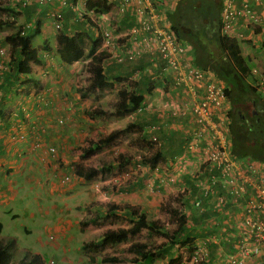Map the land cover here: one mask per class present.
<instances>
[{"label": "crops", "instance_id": "crops-1", "mask_svg": "<svg viewBox=\"0 0 264 264\" xmlns=\"http://www.w3.org/2000/svg\"><path fill=\"white\" fill-rule=\"evenodd\" d=\"M20 1H26L27 3L25 4V6L28 5L29 6L27 8L24 7L25 10H22V12L18 14V16L20 17L19 20L25 22V24H28V22H32L33 20H39L40 29H41L40 32L49 30V26H50V29L51 30L53 29L52 31L53 33H55V42L53 44L56 46H57L56 33L58 32L57 31L58 28L55 27L53 20L50 18V14H49L50 10L54 11L56 9L59 10L63 9L61 29H63L64 32H66L67 34L72 33L76 30H85L90 33L92 38H95L97 36L102 37V34L100 33V29L98 31L94 26V24L88 25L84 20H82V18L78 13L77 14L75 13L77 12L76 7L73 4L75 0H69L70 2H68L66 5L60 4L57 0H55L53 6L47 3H39L37 2L38 0H20ZM155 1H156L155 3H158L157 4L158 6L159 5L161 6V12L164 13L162 16H160L159 14V16L157 17V21H158L157 23L160 24L166 21H168L169 23V20L166 16V12L167 10L171 9L174 6L176 0H155ZM232 2L234 4L240 5L241 0H232ZM250 3L252 10L255 11V13L259 16V18L257 23L249 24V26L246 28L244 24L245 19L243 17H238V19L236 20V26L244 29L245 37L243 39H238L237 36L222 35L220 30L219 33L222 36L232 37L237 40L239 49L242 55L244 56V59L245 58L250 60L252 59L253 63L255 61L256 63L264 64V0H260V3L258 4L255 3L254 0H250ZM220 7H219V11H220ZM111 11H113L112 12L113 18L111 23L112 26H114L112 30L113 32H115L116 36L122 33L123 35H127L130 37L133 27H136V29L139 28L140 26L139 17L135 13V9L133 7H128L127 9L121 12L119 10H116V8L112 6ZM110 44H112L111 40H107L104 39V37H102L100 45L97 48V50L108 51ZM257 45L260 46V48L257 49ZM40 48H44L43 52L39 51V54L42 57L41 62L45 63V65L50 64L51 66L52 62H49L50 59L48 58L45 59L43 54L45 53V51H47V53L51 56L53 50L50 49L49 47L46 48L44 46H41ZM118 50H119L118 48H114L113 51H118ZM257 54L260 55L258 56ZM188 55L190 56V58H194L192 49H188ZM41 62L40 64H42ZM78 62L79 60H75L71 63H65L58 59V62L56 64L53 61V63L56 65V69H54L53 73H57L55 75L57 78H55L54 80L51 79L53 76H49L50 77L49 79L47 78V76H43L44 73L43 70L40 69V66L38 68L37 66L35 67L32 66L34 76L38 79L37 84H34L32 81L26 84H22L19 87L17 86L16 89L15 87L13 88L11 87L13 91L12 92L10 91V93L6 92V94L3 93L2 88H0V105H2L0 106V203L4 205L11 202L14 198H17V193L20 190L29 193H34V199L38 200V197L41 196L42 194H40V191L37 190L36 187L40 184L41 186L44 185V182H46V185H49L51 182V187H52L51 189L55 191V192L53 191L54 192L53 194L55 196V199L53 200L54 201L53 206L55 207L56 212L61 211L62 213L58 218V220H56L57 223L54 224V228L59 232V236L57 237L59 240H55L54 242H52L51 246L49 247H45L43 244L38 243V246L41 249L48 248L49 250L51 249L53 251H57L58 254H61L60 261H57L58 259L54 257V255H51L49 256V258L44 259L43 258L44 256L39 250L37 251L27 250V248L25 249L22 246V249L24 248L28 252H32L41 256L43 258V264H59V263L80 264L82 260L81 256H86V253L80 251L82 253L80 257H77L76 259H72L70 257V256H77L70 254H71V249L73 248L71 242H73V240L76 239L78 233H81V235L82 233H84V235H86L83 238L85 240L83 242L92 240L90 243L95 244L94 241H97L100 238L101 233L107 227L112 226L110 224L106 226V228L101 233L98 232L96 233V231H98L99 229L98 227H95L96 224H94L93 231H91L93 225L88 224L89 225L88 227H84L82 224L83 222H87V221H89L91 224L98 219L97 218L98 216L99 217L103 216L105 214L106 208L105 209L101 208V212H100L101 206L99 203L101 201H99V199H104L105 197L107 198L113 193H111L107 189V194L105 193L106 190L104 194L96 193V192L95 193L91 192L88 194L86 193L87 190L86 188L78 185L77 181L78 182L85 181L84 178L79 176L77 179L74 180L73 183L66 186L64 185L65 182L63 183L61 181L65 170H68L69 168L67 164H69L71 161V159H69L70 151L76 145V140H78V136L80 135L79 127L81 125L80 122H78V120L81 119V115H82L81 112L84 110L79 102L78 104L72 106L74 102L76 103V100L72 101L68 96L62 97L63 95H65V93L69 94L71 92L70 90L72 88L74 81L78 79L77 71L80 69L79 65L77 64ZM151 64L152 62L149 61L148 56L146 54H144L143 57L141 55V57H139L135 61L132 62L124 61L122 63L118 62L114 57H110L108 59V63L107 66L105 67V70H107L109 76H113V77L116 75L128 76L131 73V71H133L134 67H136L137 69L145 65V69H146L147 65H151ZM35 70L37 71L34 72ZM45 71H49V69L46 68ZM0 76H1L0 77V85H1L5 83L4 80L5 78L1 73ZM44 77L45 80H43ZM113 77H111L110 79H112ZM132 77H134V74H132ZM25 79H27V76L23 75V78H21L20 80L24 81ZM140 79H144V78L141 77ZM48 85H51L50 86L51 88L47 87ZM35 86L37 88L40 86L44 89L41 90V92H38L36 95L34 94ZM176 89L177 90L173 91L174 95L171 96L168 94L169 90L167 89V87L161 89L159 85L154 86L153 87V92H155L154 95L145 92L143 88V90H141V93L144 96L143 101H146V99H150L152 103L150 101L149 103L148 101H146L148 103V105L146 104L148 108H145L142 111L130 112L131 114L134 113L136 114L134 121H136L138 125L140 124L143 126L145 125L146 126V127L144 126L145 129L146 128L149 129L152 128L151 125L154 120L152 118H156V121L158 122V127L155 124L156 130L154 131V129L152 128L154 133L156 132L157 135L159 134L160 136H162V134L163 135L165 134L166 137H169L168 136L169 132L165 130L171 129L172 127L176 129L172 131L175 138L176 136L180 135L183 140L184 138L183 134L185 130L191 127L190 115L187 116L176 115V117L163 116L160 113V110H158L161 108V107L158 108L159 105H165V104H169L170 102H174L173 97L177 99V101L175 102L178 104L184 98H187L189 100L192 99V95L189 92V90H186L184 87H177ZM38 94H41V98L39 97ZM72 95L74 99L78 98L79 96L81 98L85 97L82 96L81 92L79 93L73 92ZM90 97L92 100L93 96L90 95ZM153 104L156 106L155 108L153 107L154 106ZM19 109L22 110L19 112L18 111ZM21 113L22 114L25 113L29 115L27 119V123H22L20 121L22 118L19 117V114ZM59 115H63V117H66V124L64 128H59L61 124L59 121H57ZM74 119H76L77 121H73ZM160 119L166 120L164 122L165 123L164 125ZM91 120L93 121L92 118ZM38 124L41 125V128L46 127V129L47 128L49 129L47 131V133L49 134L47 136L48 143H54V142H50L51 140H53L56 141V143L60 144L56 156H52L55 158V161L48 159L49 158L48 153L44 148L35 152L40 156H42V159H39L37 156L31 155L28 151L26 154L25 153L22 154L21 150L24 146H26V143H21V142L16 143V140L11 139V136H13L15 132H18L20 128H22L25 131H30L33 130L34 126ZM86 132L87 130L84 131V133ZM169 141L170 140L168 139L166 143H168ZM178 143H179V139L176 140L175 143L176 147L174 146L176 149ZM27 145L29 146L28 148L31 150L30 145L29 144ZM181 150L182 147L180 151ZM164 163H165L164 165H167L169 163V160H166ZM191 163H194L195 165L198 164V160L196 159V157L183 159V161L177 163L176 166L170 165V169L168 173L172 172L171 175L173 174V177L169 181V183L173 182L172 187L169 186L170 190L176 188H182L179 186L181 180L185 187L184 188L185 190L182 191L183 193L178 192L185 201L183 207L180 209V212L178 211L179 213L182 214L184 223L182 225L183 226L182 231L176 234L172 238V242H169L164 237L162 238L166 244L159 247L158 249L159 255L155 256L156 259H159V264H164L165 261L167 260V257L172 256V254L174 253L172 247L173 243L177 245L181 243L183 244V246L190 244L192 246L195 244H199L200 240L205 239L207 241V246L205 249V256H202V259L199 262L201 264H221L220 256L225 252V250H230L231 248H233L232 244L226 242V237H220L221 232L219 230H221L222 227H219L218 230L217 226L215 225L218 220H221L220 218L224 212H221L217 209H209V208H207L203 212H199L192 204H190L193 197L199 193V185L192 180V177L190 175ZM57 164H61L62 168L57 167ZM138 164L140 165V163ZM140 166L144 167V165L142 164ZM153 169H154L155 186H159L156 188V191H159V193H161L160 190L162 189L160 188V185H161L162 177L165 178L166 173L162 174L160 169L156 170L157 167H154ZM7 171L9 172V174L7 173L6 175ZM57 177L60 186H62L61 189L58 188V182H56ZM139 178L140 176L138 175V177H136L135 179H137L138 182L141 183V180H139ZM166 179L168 181V178ZM6 182H8L9 185H5L4 183ZM117 184H120V182H118ZM118 188L119 187H117V189ZM130 188L131 187H129V191L131 190ZM16 189L17 192H15ZM142 193L143 194L140 197L124 196L127 198H124L121 201L120 197H123V194L121 192H117L114 194L116 200H109L108 202H116L121 205H124L126 203L137 204V205L139 204L142 210H145L148 213L152 212L155 218L156 212L158 210L157 201L155 203L154 200L152 201L149 198H147L148 195L147 193L149 192H142ZM45 195H47V193ZM174 195H177L176 192H174ZM57 200L62 201L63 203L62 207L56 205ZM151 204L154 205V207L152 206V208H149V205ZM106 206L107 203L105 204V207ZM79 211H81L84 214H81V216L78 218L77 221L78 225H75V223L72 222V218L77 217L76 213H78ZM102 211H104V213ZM117 212L118 214H121V216L113 217V218L111 217L110 218L111 221H114V219L116 220L122 219V217L124 216L123 211H117ZM113 226H120V225H113ZM121 226H127V224L122 223ZM175 226H176V222L170 220V225H169L170 230L167 228L169 230V234L175 228ZM76 227L77 229H79V232H75ZM2 228H3V224H2ZM24 229L30 230V228H27L25 226ZM89 231L92 232L93 234L92 235L87 234V232ZM74 233H76V235H72ZM1 237L3 238L2 240H8V239L10 240V238L13 237L10 240L13 243L15 241V238H17L16 236H10L8 239L7 238L4 239V236ZM184 240L185 242L182 243V241ZM123 243L124 241L117 243H107L114 247L111 250V252L107 253V255L133 256L132 252H126L127 253L126 254L124 249L121 248ZM79 245L80 247H83V249H86V246H83L82 242ZM126 246L127 245H125V250H127ZM73 251H75L74 248ZM88 252H90V250H88ZM23 253L24 252L20 253V255L18 257L16 256L15 259H14L15 256H13L12 254L15 262L18 260L20 256L23 255ZM94 253L95 256H100L98 255L99 250L94 251ZM117 259H118V263L119 262L122 263L121 261H119L120 260L119 258ZM244 261L250 264H264V258L262 256H252L250 258H244Z\"/></svg>", "mask_w": 264, "mask_h": 264}, {"label": "trees", "instance_id": "trees-1", "mask_svg": "<svg viewBox=\"0 0 264 264\" xmlns=\"http://www.w3.org/2000/svg\"><path fill=\"white\" fill-rule=\"evenodd\" d=\"M11 1L13 4L5 8L10 11V16L9 18L0 16V28L3 26H14L16 24V16L22 10H25L24 7L27 8L29 6H25L26 1ZM220 2L221 0H176L174 6L167 10L166 16L175 35L179 39L190 42L194 55V64L201 68L210 69L224 82V92L230 103L227 115L229 118L230 149L232 153L242 158L255 157L264 160V97L259 96L246 80L248 67L245 65V59L239 49L237 40L232 37L222 36L219 33ZM54 3L55 0L52 3L47 2L51 6ZM112 6L113 3L110 0H87V7L97 11V14L109 13ZM62 10H50V12L60 13L61 16V26L56 33V57L65 63H71L75 60L89 57L88 67L91 74L88 86L80 91L82 96H85L89 90L102 92L106 89H111L114 87V82L116 81L125 83V86L116 89L114 103L115 113L117 115H126L137 110L143 102L144 96L141 93L143 88L145 92L151 93L154 86L165 85L162 80L153 78L155 71H151L152 64L147 65L146 69L145 65L137 69L134 67L128 76H109L105 67L110 57H114L120 63L124 61H135L141 55L143 57L144 54L137 52L135 48L136 41L131 36L117 35L114 39L110 38L112 44H110L108 52L106 50H97L102 39L101 36L92 38L90 33L85 30H76L67 34L61 29ZM80 17L88 25L93 23L86 13L80 15ZM18 21L21 23L2 38L9 45L11 51L8 53L5 47L3 52L0 51V73L5 78V83L0 86L3 88V93L5 94L13 87L16 89L17 86L19 87L22 84L32 81L34 84H37L38 79L34 76L32 64L42 61L39 48L32 44L33 36L41 30L40 21L33 20L32 22H28V24H25V22L19 19ZM42 46L50 48L48 41L45 39ZM114 48H118L119 50L113 51ZM129 51L131 52L129 53ZM129 54H133L134 57H129ZM132 74H134V77H132ZM23 75L27 76V79L24 81L20 80L23 78ZM111 77L113 78L110 79ZM141 77L144 79H140ZM21 110L19 109L18 111L20 112ZM91 112L97 115L106 113L105 109L100 105L95 107ZM28 116L25 113L19 114V117L22 118L20 121L27 123ZM152 119L154 120L151 127L155 131L156 126L158 127V122L156 118ZM38 125L34 126L33 130L29 129L30 131H25L20 128L18 132L13 134V137H16L17 140L26 138L33 152H36L34 143L37 142L41 143L39 147L44 146L45 149V146L49 144L47 142V136L49 135L47 131L49 129H46V127L41 128V125ZM144 126L141 124L138 125L136 121H133L128 122L124 127L112 129L103 137L97 139L88 137L87 143L81 146L79 157H88L96 151H100L106 145H109L111 142L113 143L116 137L127 135L134 128L138 129V140H146L148 137L153 138L157 135L156 132H153L152 128L145 129ZM150 129L151 136H148L149 132L147 130ZM168 130L171 129H166L165 131ZM168 132L169 137H166L165 134H162V136L159 135L161 141L157 139L160 143L152 154L141 155L142 163L150 166L151 169L157 163L164 162L181 152L180 149L183 145L184 138L182 140L180 135L175 138L173 132ZM20 134L23 137H20ZM157 136L156 138H158ZM167 138L170 140L168 143H166L168 141ZM178 139L179 143L176 149L175 143ZM47 153L49 156L48 159L55 161V158L52 157L53 155L49 152ZM131 159V153L120 152L111 161L102 162L99 165L85 166V164L78 162L75 164L74 172L77 176L88 181L96 177H104L107 173L113 171L119 173L127 170ZM136 182L138 180L133 181L129 177L122 180L120 184L113 183L112 185L114 187L126 188L134 186ZM105 208L106 216L118 217L121 214H118L117 211H123V218H128L129 224L127 226H109L101 233L100 238L94 241L95 244L90 243L91 240L82 242L83 246H87L90 243V245L95 246L97 249L102 244L126 241L138 235L143 229H146L147 234L156 233L162 237L164 236L169 242H172V238L183 229V216L181 213H175V209L171 210V214L168 211L169 216L176 215V226L169 234V230L165 228L164 224L157 218L149 217L148 213L142 210L139 204L126 203L121 205L116 202H107ZM1 230L2 223L0 221V234ZM2 239L0 237V264H43V258L41 256L28 251H24L23 255L18 260L16 259L17 261L15 262L12 251L8 246L11 241L9 239ZM184 242L185 240L182 241V243ZM164 244L166 243L163 240L155 245L148 243L146 240L131 241L127 245V251L133 253L129 264H153L155 256L159 255V247ZM177 246L183 247V244L180 243ZM185 247L186 253H188L191 245L188 244ZM176 256L179 255L175 254L173 257L168 256L164 264H175L177 261ZM117 258V256L107 254L101 256V260L107 264H119Z\"/></svg>", "mask_w": 264, "mask_h": 264}, {"label": "built area", "instance_id": "built-area-1", "mask_svg": "<svg viewBox=\"0 0 264 264\" xmlns=\"http://www.w3.org/2000/svg\"><path fill=\"white\" fill-rule=\"evenodd\" d=\"M54 0H38L39 3H52ZM67 4L69 0H57ZM260 3V0H254ZM113 7L123 11L133 7L139 17V28L133 27L131 38L136 41L137 52L146 54L155 71L153 78L159 79L169 87V95L177 87H184L192 99L184 98L179 104L170 102L159 105L163 116L190 115L191 127L185 130V140L181 153L175 155L171 163L196 157L198 164L191 163L190 175L199 185V193L191 204L203 212L207 208L224 212L216 222L217 229L222 227L221 236L233 245L220 256L221 264H250L244 258L262 256L264 258V160L236 157L230 153L228 135L229 101L224 92V84L214 73L198 67L188 55L186 43L176 37L168 21L158 24L162 16L155 0H110ZM79 15L88 14L92 24L104 39L116 37L112 26V12L97 14L87 7V0L73 2ZM220 32L222 35L237 36L243 39L244 29L236 26L238 17L245 19L246 28L255 24L259 16L251 8L250 0H241L240 5L232 0L220 2ZM59 10V9H56ZM56 28L61 26L60 13L50 12ZM123 35V34H118ZM110 47V45H109ZM4 46L0 51H4ZM131 51H129L130 53ZM117 55V54H116ZM129 57L134 55L129 54ZM121 59V57H120ZM164 80V81H163ZM247 80L254 90L264 97V64L250 66ZM175 100V98L173 97ZM162 123L165 120L160 119ZM60 121H62L60 119ZM23 137L22 134L19 135ZM16 138V137H14ZM155 139V137H153ZM40 142L34 143L35 151L40 150ZM59 143H49L45 150L56 156ZM59 167V164H57ZM69 179L63 175L61 181ZM223 234V236H222ZM207 241L200 240L192 245L187 259L199 263L205 256Z\"/></svg>", "mask_w": 264, "mask_h": 264}, {"label": "rangeland", "instance_id": "rangeland-1", "mask_svg": "<svg viewBox=\"0 0 264 264\" xmlns=\"http://www.w3.org/2000/svg\"><path fill=\"white\" fill-rule=\"evenodd\" d=\"M10 4L12 5L11 0H0V16L1 17L9 18L10 11L5 8H7V6H10ZM75 13L77 14V12ZM15 19H16V24L14 26H3L2 28H0V47L5 46V49L8 51V53L11 52L10 47L5 41L2 40V38L5 34L15 29V26L21 23L20 21H18V19H20L18 15L16 16ZM52 30L50 29V26H49V30L44 31V32L41 31L35 34L32 38L33 46H37L40 49L39 50L40 52H43L44 50V48H40L44 42V39L48 41L50 49L53 50L52 55L50 56L47 53V51H45L43 55L45 59L46 58L50 59L49 62H52L51 66L50 64L45 65V63H42V62H41L42 64L33 63L32 66L34 67L37 66V68L40 66V69L43 70V73H44L43 76H47L48 79L50 78L49 76H53L51 79L54 80L55 78H57L55 76L57 73H53L54 69H56V65L53 63V61L57 64L58 59L56 57V49H55L56 45L53 44L55 42V33H53ZM180 40L186 43V46L188 49H192L190 42L182 40V39ZM258 48H260V46L257 45V49ZM257 55L259 56L260 54H257ZM88 63H89L88 57L79 60V62L77 63L80 67V69L77 71L78 79L74 81L72 88L70 90L71 92L69 94L65 93V95L62 96V97L68 96L72 101L76 100V103L74 102L72 106L75 104H78L79 102L84 109L81 112L82 113L81 119L78 120V122H80V125H81L79 127L80 135L78 136V140H76V145L70 151L69 159H71V161L69 164H67L69 167L68 171L71 174L70 180L66 181L64 185L65 186L69 185L73 183L75 179L78 178V176L74 174V167L76 163L81 162L82 164H85V166L99 165L102 162L111 161L120 152H129L132 154V159L130 161L128 170H125V172L123 171V172L117 173L113 171V172L107 173V175L101 178L96 177L88 181L86 180L80 181V182L77 181L78 185L86 188L87 189L86 193L88 194L91 192L104 194L105 190H106L105 193L107 194V189L108 191L113 193L107 198L105 197L104 199H99V201L102 202V203L101 202L99 203L101 206L100 212H101V208L105 209V204L109 200H116V197H114V194L117 192H121L123 194V197H120L121 201L124 198H127L129 196L140 197L143 194L142 192H149L147 193L148 194L147 198H149L152 201L154 200L155 203L157 201L158 203V210L156 212L155 218L159 219L164 224V226H166V228L169 229L170 220L174 222L176 219V215L169 216V213L171 214V210H174V209H175V213L176 211L180 212V209L183 207V204L185 203V201L180 194H177L178 196L174 195V190L172 189L170 190L169 188V186L172 187L173 182L169 183V181H167L166 179L161 181V184H162L160 186V188L162 189L160 190L161 193H159V191H156V188L159 186H155L154 169L153 168L151 169L150 166L143 164L141 161L142 159L141 155L152 154L156 150V148L159 146V144L154 142V139H152V137H148V139L146 140H142V139L138 140V129L134 128L127 135L116 137L113 143L111 142L109 145H106L100 151H96L95 153H93L92 155L88 157H83V158L79 157V154L81 152V146L87 143L88 137H92L94 139L103 137L106 134H108V132H110L112 129L118 128V127H124L128 122H133L136 116L135 113L134 114L128 113L126 115H117L115 113L114 101L116 99V95H115L116 89L118 87L125 86L124 85L125 83H121L119 81L114 82V87H112L111 89H106L102 92L89 90L88 92L86 91L87 93L85 97L81 98L79 96L76 99L73 98V95H72L73 92L79 93L81 90H83L84 88L88 86L89 78L91 74L89 67H88ZM255 63H256L255 61L253 63L252 59L250 60V59L245 58V65L247 67H250L251 65ZM46 68H48L49 71H45ZM36 71L37 70H35L34 72ZM43 80H45V77L43 78ZM50 86L51 85H48L47 87H50ZM161 88H164V85H162ZM34 89H35L34 94L37 95V93L41 92V90H43L44 88L40 86L37 88L35 86ZM10 91L12 92L13 89H11ZM10 91L8 93H10ZM2 92H4L3 88H2ZM154 93L155 92H153L152 90L151 94L154 95ZM38 95L41 98V94H38ZM90 95L93 96L92 100H91ZM146 101L149 102L150 99H146ZM99 105L105 109L106 113L97 115L96 113L94 114L93 112H91L93 111L95 107ZM153 107L155 108L156 106L154 105ZM58 117L59 118L57 119H59V122L61 123L59 128H64L66 124V117H63V115H59ZM91 118L93 119V121L91 120ZM60 119L62 121H60ZM73 121H77V120L74 119ZM85 130H87L86 133H84ZM173 130H176V129L171 127V130H168V131L172 132ZM147 131L149 132L148 136H151V133H150L151 130H147ZM157 137H158L157 139L161 141V137L159 136V134ZM11 139L16 140V143L18 142L26 143V146H24L21 150L22 154L24 153L26 154L28 151L31 155L37 156L39 159H42V156L31 151L28 148L29 146L27 144H29V141L26 138L25 139L20 138L17 140L13 136H11ZM50 142L56 143V141H53V140H51ZM246 158H249V157H246ZM138 163H140V165L143 164L144 167L140 166ZM59 167L62 168L61 164H59ZM7 173L9 174L8 171L6 172V175ZM138 175L141 178V179L139 178V180H141V183L136 182V184L130 188L131 189L130 191H129V187H126V188L120 187L117 189V187H114L112 185L113 183L117 184L118 182H121V180H124L129 177L132 180H137L135 178L138 177ZM113 178H116V179H113ZM56 182H58V177L56 178ZM4 184L9 185L8 182ZM179 186L184 188V184L182 180L180 181ZM51 188H52L51 182L49 185H46V182H44V185L42 186L41 184L38 185L36 189L40 191V194H42L41 196L38 197V200L34 199V193H29V192L20 190L17 193V198H14L11 202L4 204V205L0 203V221L3 224L0 237L4 236V239L5 238L8 239L10 236L17 237L15 238L14 243L10 242L8 244L10 250L12 251L13 256H15L14 258H16V256L18 257L20 253L24 252V250L27 248V250H36V251L39 250L44 256L43 257L44 259L49 258V256L51 255H54V257L58 259L57 261H60L61 254H58L57 251H53L51 249L49 250L48 248L41 249L38 246V243H39V244H43L45 247H49L51 246L52 242H54L55 240H59L57 238L59 236V232L58 230L54 228V224L57 223L56 220H58V218L60 217L62 213L61 211L56 212L55 207L53 206L54 205L53 200L55 199V196L53 193L55 191ZM58 188L59 189L62 188L59 182H58ZM17 189L15 192H17ZM178 192L183 193L182 191H178ZM46 193L47 195H45ZM124 196H127V197H124ZM62 204H63L62 201L57 200L56 205L62 207ZM152 206L154 207V205L152 204L149 205V208H152ZM81 211L76 213L77 217L72 218V222L75 223V225H78L77 224L78 218L81 216V214H84ZM102 212L104 213V211ZM148 216L154 218V214L152 212L148 213ZM111 217L113 218V216H108V215L106 216L104 214L103 216H100V217L98 216L97 217L98 219L95 222L90 224V222L87 221L83 225L84 227L93 225L91 228V231H93L94 224H96L95 227L99 228L98 231H96V233L97 232L101 233L106 228V226L110 224L112 226L122 225V223H125L127 225L129 224L128 218L126 217L124 218L122 217V219H118V220L114 219V221H111L110 219ZM24 226L27 228H30V230H25ZM75 232H79V229H77V227L75 228ZM87 234L92 235L93 233L89 231L87 232ZM72 235H76V233ZM80 236H83V237H80ZM84 236H86L84 235V233H82V235L81 233H78L76 239L73 240V242H71V245L73 246L75 251H73V248H72L70 255H77V256H70V257L72 259H76L77 257H80V255H82L80 251H83L84 253H86V256H81L82 260L80 264H107L106 262L101 260V256L104 254H107L108 252H111V250L114 247L111 246L110 244H102L101 247L96 249L95 246H92L89 244L86 246V249H83V247H80L79 244L85 241L83 239ZM163 237L156 233L147 234L146 229H143L138 235L131 237L130 239L124 241L121 248H123L126 253L129 251L125 250V245H128V243H130L131 241L146 240L148 243L155 245L158 242H161L163 240L162 239ZM22 246L25 249L24 248L22 249ZM172 247L174 251L172 256H175V254L179 255V256H176L177 261L175 264H197V263H192L187 259V253L185 250L186 249L185 246L180 247V246H177V244H173ZM88 250H90V252H88ZM97 250H99L98 255L100 256H95L96 252L94 253V251H97ZM117 257L120 259L119 261L122 262V263L119 262L120 264H129L132 256H117ZM153 264H159V259L155 258V261L153 262Z\"/></svg>", "mask_w": 264, "mask_h": 264}, {"label": "clouds", "instance_id": "clouds-1", "mask_svg": "<svg viewBox=\"0 0 264 264\" xmlns=\"http://www.w3.org/2000/svg\"><path fill=\"white\" fill-rule=\"evenodd\" d=\"M169 25H170V23H169ZM171 28V27H170ZM173 31V30H172ZM174 33V32H173ZM175 34V33H174ZM177 37V36H176ZM178 38V37H177ZM179 39V38H178ZM253 58H254V56H253ZM149 59V58H148ZM192 61H193V63H194V58H190ZM196 65V64H195ZM252 66V65H251ZM199 67V66H198ZM249 68L250 67H248V70H249ZM151 69H154V66L151 68ZM203 69H206V68H203ZM206 70H209L210 72H212V73H214L213 71H211L210 69H206ZM247 74H248V72H247ZM214 75H215V73H214ZM216 76V75H215ZM217 77V76H216ZM218 78V77H217ZM218 79H220V78H218ZM221 80V79H220ZM246 80H247V77H246ZM222 81V80H221ZM223 82V81H222ZM247 82H248V80H247ZM249 83V82H248ZM223 84H224V82H223ZM250 84V83H249ZM160 86V88H161V85H159ZM251 86V85H250ZM164 87H167V89L169 90V87H168V85H164ZM252 87V86H251ZM253 88V87H252ZM161 89H163V88H161ZM253 90H254V88H253ZM255 91V90H254ZM256 92V91H255ZM170 92H168V94H169ZM257 93V92H256ZM258 94V93H257ZM259 95V94H258ZM259 96H261V95H259ZM261 97H263V96H261ZM174 101H177V99H175ZM229 101V100H228ZM149 103V102H148ZM148 103L146 102V101H144V102H142L141 104H140V106H139V108L137 109V110H135V111H142V110H144L145 108H147V105H148ZM147 104V105H146ZM174 104H177L176 102L174 103ZM229 107H230V103H229ZM229 109V108H228ZM228 112V111H227ZM228 116V115H227ZM58 121H59V119H58ZM166 121V120H165ZM165 123H163V125H164ZM184 134H185V132H184ZM183 134V137H184V140H185V135ZM228 135H229V146H230V148H231V140H230V134H229V118H228ZM152 139H154V138H152ZM154 142H156L157 144H159L160 143V141H158L157 140V138H156V136H155V139H154ZM184 142V141H183ZM182 151V150H181ZM181 153V152H180ZM230 153L232 154V155H234L233 153H232V151H231V149H230ZM179 154V153H178ZM177 155V154H176ZM234 156H236V155H234ZM174 157V156H173ZM173 157L172 158H170V159H167V160H169V163L167 164V165H164L165 163V161L164 162H160V163H157L156 164V166L155 167H157V169L156 170H159L160 169V171H161V173L162 174H164V173H166V175H165V178H163L162 177V180H164V179H166V178H168V181H170V179L173 177V174L171 175V173L172 172H170V173H168L169 172V169H170V165H173L172 163H171V161L173 160ZM236 157H239V156H236ZM249 158H255V157H249ZM257 159H259V158H257ZM168 162V161H167ZM175 166V165H174ZM128 170V169H127ZM65 174H67L68 176L70 175V172L68 171V170H65V172H64V174L63 175H65ZM63 177V176H62ZM192 177V176H191ZM68 180H70V176H69V179ZM68 180H66V181H68ZM167 180V179H166ZM192 180H193V178H192ZM66 181H64V182H66ZM63 182V183H64ZM162 185V184H161ZM160 185V186H161ZM185 188V187H184ZM184 188H176V189H172V190H174V192H176V194H179L178 193V191H183V190H185ZM191 204V203H190ZM178 212V211H177ZM178 214H179V212H178ZM198 264V263H197Z\"/></svg>", "mask_w": 264, "mask_h": 264}]
</instances>
